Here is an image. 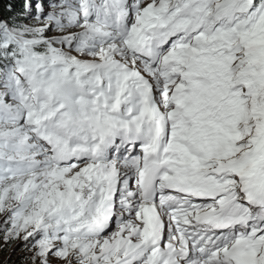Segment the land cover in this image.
<instances>
[{
    "label": "snow or ice",
    "instance_id": "6c2138e0",
    "mask_svg": "<svg viewBox=\"0 0 264 264\" xmlns=\"http://www.w3.org/2000/svg\"><path fill=\"white\" fill-rule=\"evenodd\" d=\"M17 241L22 264H264V0H0Z\"/></svg>",
    "mask_w": 264,
    "mask_h": 264
},
{
    "label": "rangeland",
    "instance_id": "374dc122",
    "mask_svg": "<svg viewBox=\"0 0 264 264\" xmlns=\"http://www.w3.org/2000/svg\"><path fill=\"white\" fill-rule=\"evenodd\" d=\"M22 247L23 245L20 244L19 241H17L16 243L12 245H9L2 253L0 252V264H4L5 261L9 260V253H12V256H11L12 259H15V258L24 259L27 254L21 251ZM10 261H8V264Z\"/></svg>",
    "mask_w": 264,
    "mask_h": 264
},
{
    "label": "trees",
    "instance_id": "16d2710c",
    "mask_svg": "<svg viewBox=\"0 0 264 264\" xmlns=\"http://www.w3.org/2000/svg\"><path fill=\"white\" fill-rule=\"evenodd\" d=\"M7 2H13V0H7ZM13 10L14 11H18L19 10V5L17 4L16 7ZM4 15H7V13H4ZM10 260H8V261H10L9 264H13V263L14 264H22V262H23L24 259L23 258L22 259L21 258L12 259V257H11Z\"/></svg>",
    "mask_w": 264,
    "mask_h": 264
}]
</instances>
